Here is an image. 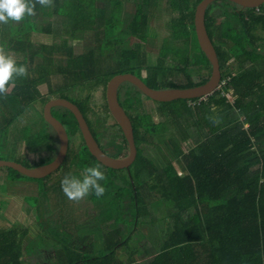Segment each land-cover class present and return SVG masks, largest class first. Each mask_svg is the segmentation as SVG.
<instances>
[{
  "label": "trees",
  "instance_id": "1",
  "mask_svg": "<svg viewBox=\"0 0 264 264\" xmlns=\"http://www.w3.org/2000/svg\"><path fill=\"white\" fill-rule=\"evenodd\" d=\"M199 1L54 0L52 7L37 4L35 11L48 9L42 26L44 32L68 33L73 37L86 30L93 32L89 41L93 45L80 54L65 48V41L51 46V51L44 45L32 44L25 37L29 30L23 31L20 40L10 39L12 22L0 24V41L9 40V48L23 56L20 62L29 71L26 78H16L7 95L0 96V107L7 110V114L4 112L7 126L0 128L17 126L10 136L21 142L27 152L38 155L35 163L26 166L46 163L56 153L57 137L42 116V107L55 95L52 93L55 88L66 91L88 88L86 94H76L73 99L63 92L57 96L79 107L104 151L122 157L127 154V142L106 103L102 107L110 119L104 117L101 122L116 130L106 134L104 144L88 116L95 90L101 86L104 94L107 80L123 72L136 74L153 88L189 87L205 82L211 64L199 48L193 26ZM212 3L216 4L213 11ZM212 3L205 11V26L210 39L214 36L217 39L218 46L213 45L221 73L219 88L202 98L176 99L177 105L161 102L162 114L170 117L155 120L153 113L147 115L143 111L139 96L142 92L136 86L128 82L123 91L119 87L118 100L131 120L137 149L133 163L128 168H119L128 174L124 183L128 197L106 201L105 206L110 209L99 221L102 224L99 240L97 235L87 236L80 243L76 240L79 234L65 231L68 227L62 231L72 242L64 248V259L55 257V264H264V36L254 35L257 28L264 31V9L262 5L257 9L241 8L229 0ZM127 4L132 5V10L127 9ZM158 9L170 15L167 27L171 34L161 46L165 52L151 64L143 45L148 38L149 20ZM64 27L71 30L62 32ZM174 35L180 38L174 40ZM255 39L262 41L261 49L253 44ZM60 50L62 56L51 55ZM143 69L147 70L146 75L141 74ZM193 73L199 74L200 79L194 80ZM180 74L185 82L176 80ZM51 77L59 78L62 84H52ZM45 81L50 89L43 95L38 85ZM229 94L232 101L228 100ZM55 107L51 111L69 137L61 166L72 162L79 168L71 173H80L91 158L116 171L88 151L72 112ZM40 118L44 124L38 122ZM31 119L37 122L31 124ZM169 123L177 130L169 135L170 150L175 155L163 158L159 166L146 152L149 150L145 144L159 138ZM76 135L81 141L74 146L71 138ZM180 141L187 147L183 148ZM2 142H10L9 137L0 139ZM0 170L10 179L13 176L31 179L10 167ZM167 200L171 208L161 216L158 206ZM39 216L36 214L37 219ZM145 225L155 228L156 236L150 245L155 250L150 252L151 256L144 250L145 257L140 260L137 258L140 243L133 237ZM26 233V228L0 229V264L27 263L22 246ZM40 240L41 249L45 238L40 235Z\"/></svg>",
  "mask_w": 264,
  "mask_h": 264
},
{
  "label": "rangeland",
  "instance_id": "2",
  "mask_svg": "<svg viewBox=\"0 0 264 264\" xmlns=\"http://www.w3.org/2000/svg\"><path fill=\"white\" fill-rule=\"evenodd\" d=\"M216 5L212 3L211 10L213 11ZM261 9H264V3L262 6H260ZM128 10H132L131 8H127ZM159 10V9H158ZM156 14H153L150 18L149 22V33L147 41L144 43L143 46H145V53L146 57L148 58L149 63L155 64L157 61L158 56H162L165 50H162L161 46L162 44L167 43L165 40V37L169 36L171 32L168 30L167 25L169 24V18L170 15L167 13H162L159 11H155ZM261 35L264 36V32L261 31ZM174 40L179 39L180 35H174L172 37ZM218 46V44H216ZM124 46V45H123ZM264 49V47L262 46ZM180 53H184L183 51H178ZM147 70H142V75H146ZM179 77L176 79L178 81L185 82L186 79L183 78V75H178ZM194 80L200 79V75L197 73H193ZM53 83H60L62 84L63 81H59V78H56L54 81L51 80ZM56 81V82H55ZM128 82H124L121 84V88L127 87ZM54 89V85H52ZM85 88L78 87V89H69L67 90H61L59 88H55L52 93H55V95H58L63 92V94L68 95L70 98L73 99L74 95H83L88 92V88L86 86H82ZM62 88V87H61ZM50 89L49 84L46 87H42V90L45 92H48ZM64 89V88H62ZM123 91V89H122ZM225 94L227 91H224ZM139 96L142 99V109L147 114L150 115L153 113V117L155 120H165L170 117L169 114L164 113L162 114L160 107L163 106L161 102L154 101L147 96L139 93ZM75 97V96H74ZM228 100L232 101L233 98L228 95ZM105 102V95L103 94L102 87L100 86L98 90H95L93 92V96L89 105L88 110V116L91 119L92 123H94L95 130L98 131L100 142L104 144L106 140V134L110 131L116 130V127H111L104 125V122H101L103 118L110 119L108 117V113L103 111L102 104ZM106 103V102H105ZM171 104L177 105L178 101L174 100L170 102ZM157 116V117H156ZM242 119V117H241ZM37 122L34 119H31V124ZM38 122L41 124H44L42 119H38ZM112 122V121H111ZM16 124V123H15ZM14 124V125H15ZM247 124H245L246 126ZM47 126V125H45ZM169 128L162 132L159 138H155L154 140L149 141L145 144V148L149 151H146L148 155L153 156V160L157 165H161L163 158L166 156L175 155L174 152H172L170 149H172V143L169 141V135L176 134V128L173 124H168ZM17 126L11 127V128H0V139H6L10 136V131L15 133ZM49 130L50 127H48ZM53 132V131H52ZM177 137V136H176ZM160 139V140H159ZM73 140V145L76 146L80 141L81 138L79 135H76L71 138ZM13 139L11 142H5L0 143V158L2 159H11L15 160L21 163H25L28 165H31L35 163V159L38 158V155L36 152H27L21 142L18 143V140ZM181 142V141H180ZM158 144L159 147L156 145ZM181 146L186 148L187 146L183 144V142L180 143ZM107 148V146H105ZM90 164L86 165L88 166H95L97 163L93 159H89ZM175 163V161L173 160ZM135 163L132 165L131 169L133 170L135 167ZM176 166V165H175ZM4 168V167H3ZM79 168V167H78ZM77 167L73 166L72 162L65 165V163L60 167V169L53 174H51L48 177L43 178H26V177H17L13 176V179L7 178L5 176L0 177V199H4V203H0V229H9V228H26L27 233L23 238L22 246L25 253H23V257H25L26 264H31V235L35 234L36 232H41V236H43L44 228L41 224L42 219H39L41 222H35L33 224V227L31 226V214H34L38 216L40 214L41 209L43 207V200L45 199V194L47 193L46 186L48 183H53L54 185V191L57 192L56 194H63L61 197L63 199V209L66 210V216H68L69 220H73L72 222L69 221L67 224V229L65 231H74L76 234H79V237L76 240H80V243L83 242L84 238H87V236H90L92 238H95L97 235V240L100 239L99 235L101 236V233H99L102 229V224H99V221L102 219V216L106 214L107 208L105 205L107 204L106 201L111 200L113 197L116 198H126L128 197L126 189L124 188L125 180L128 179V174L126 170L123 169H116V171L106 169L105 167L101 166L102 171L105 173V179L103 181H100L102 186L105 188V192L101 197H96L94 193H90L89 196L85 198L84 207L78 206V204H82L83 200L79 202L71 201L69 200L66 195L63 192H58V190H61V179L66 173H71L74 170H78ZM179 169V168H178ZM6 170V169H4ZM69 171V172H68ZM5 172V171H4ZM75 172V171H74ZM82 171L80 173L75 172L74 175L80 176ZM26 184L28 186L26 187ZM57 184V185H56ZM32 185V186H31ZM117 195V196H115ZM24 196V198H22ZM17 200H20L22 202V199H24V202L19 204V202H16ZM90 199L92 201L90 202ZM97 200L105 201L106 203H98ZM164 205L158 206V210L161 216L164 215L165 210H168L171 208L170 202L167 200V202H164ZM21 205V206H20ZM78 206L79 209L82 211L85 210L84 214L90 213L89 215H85L83 218L84 220L87 219V222H79L75 221V216L73 215L74 208ZM21 209V210H20ZM17 213V214H16ZM41 218H45V215L41 214ZM159 216V217H161ZM40 217V216H39ZM6 219V220H5ZM42 225V226H41ZM74 226V228H73ZM164 225L162 223L160 224V229H162ZM100 229V230H99ZM152 226L145 225L142 231L136 233V242L137 244L140 243L139 247V253L137 255V258L140 260H143L145 257L144 250H146L147 254H150V252H153L154 246L151 247V240L155 239V233ZM35 230V231H34ZM76 230V231H75ZM151 235V236H150ZM84 237V238H83ZM37 244H39L40 238L37 239ZM29 244V246L27 245ZM86 243V242H84ZM40 246H43L40 244ZM142 252L144 254H142ZM151 256V254H150ZM146 259V258H145ZM24 260V259H23ZM51 262L53 264L56 263L55 257H50ZM39 264H49L47 261L41 260L39 261Z\"/></svg>",
  "mask_w": 264,
  "mask_h": 264
},
{
  "label": "water",
  "instance_id": "3",
  "mask_svg": "<svg viewBox=\"0 0 264 264\" xmlns=\"http://www.w3.org/2000/svg\"><path fill=\"white\" fill-rule=\"evenodd\" d=\"M213 1L215 0H200L195 6L193 15V26L197 43L200 50L211 64L210 75L205 82L189 87L153 88L147 85L139 76L131 72L116 73L107 80L104 90L105 102L110 115L118 124L126 139L128 150L125 156L113 157L100 147L81 110L74 102L63 97H52L44 103L42 107V116L54 130L57 137L58 147L54 157L46 163L32 167L26 166L15 160L0 158V168L10 167L27 177L43 178L55 172L61 166L67 154L69 137L62 122L55 117L51 111V108L54 106H62L72 112L85 146L97 161L113 169L128 168L136 158L137 149L131 120L119 103L117 96L118 89L122 83L129 82L133 84L143 95L158 102L173 101L176 99L202 98L219 88L221 73L218 57L205 26V11ZM229 1L241 6V8H257L264 3V0Z\"/></svg>",
  "mask_w": 264,
  "mask_h": 264
},
{
  "label": "crops",
  "instance_id": "4",
  "mask_svg": "<svg viewBox=\"0 0 264 264\" xmlns=\"http://www.w3.org/2000/svg\"><path fill=\"white\" fill-rule=\"evenodd\" d=\"M129 4H127L128 6ZM132 5H129L131 8ZM48 11V9H45L43 11H35L34 16H29L25 17V19L19 23H11L10 30H9V38L14 39V40H20L22 38V34L24 30H29V33L27 36H25L32 44H39V45H44L46 46V50L51 51L50 48L51 46H59L61 45L62 41H65L66 45L64 46L65 48L67 47L68 49H71L73 53L75 54H80L87 50L89 46L93 45V43L89 42L93 35V32L91 30H86L85 33L80 34V36L73 37L71 34L64 33L61 35H55L54 33H49V32H44L42 30V26L45 22L46 15L45 13ZM127 11V10H126ZM156 11V10H155ZM155 11L153 14H156ZM159 12L162 11L164 14V11L162 9L157 10ZM152 14V15H153ZM47 21H50V19H47ZM150 22V20H149ZM150 28V27H149ZM71 30L69 27H64L62 32H67ZM0 44L5 45L8 50H10L12 53L16 54L19 58V60L23 59V56L14 50L9 48V40L7 39H2L0 41ZM62 47V46H61ZM66 52V50H62ZM98 52V51H97ZM60 51H54V53L51 55L54 56H62ZM52 80V77L50 78ZM55 78H53V81ZM44 85L47 87L48 86V81L42 82L41 84L38 85V89L41 94L46 95L48 92H44L42 90V87ZM11 88V86H10ZM10 90V89H9ZM53 97H58L57 95H54ZM52 98V97H51ZM4 112L7 114V110L1 105L0 107V127L7 126V124L4 122ZM210 122V121H209ZM13 137L9 136V141H13ZM24 146V145H23ZM25 148V146H24ZM38 159V158H37ZM35 159L34 161H36ZM177 166V164L175 163ZM178 168V166H177ZM180 171V169H179ZM6 172L4 170H0V177L5 176ZM54 185L53 183H48L46 186V194H45V199L43 200V207L40 212V217L39 219H42V222L36 218L34 214H31V226L33 227V224L35 222H38L43 225H41L44 228L43 231V237L45 238V242L43 243V246L41 249L38 247L37 244V239L40 238L41 232H36L35 234L31 235V264H39V261L41 260L47 261L49 264H53L51 262L50 257H56V258H65V252L64 248L69 245V242H72V239H68L65 236H63V232L67 228V224L69 221H73L72 219L69 220L68 216H66V210L63 209V199L61 198L63 194H56L57 192L54 191ZM57 185V184H56ZM28 184H26V187ZM32 186V185H31ZM261 188L263 187V183H261ZM58 192H63L62 188L61 190H58ZM0 195H4L3 193ZM24 198V196H22ZM2 200V203H4V199ZM85 200V199H84ZM82 204H78V206H83L84 207V201ZM92 200L90 199V202ZM16 202H19V204L22 205L24 202V199H22V202L20 200L16 199ZM20 205V206H21ZM76 206L73 211V215L75 216V221L83 222L86 221L83 218H85V215H89L90 213L84 214L85 210L79 209V207ZM21 210V209H20ZM17 214V213H16ZM42 215H45V218H41ZM6 220V219H5ZM142 227V226H141ZM140 229V228H139ZM140 232L137 231L136 233ZM134 240L136 239V235H134ZM75 241V239H74ZM73 243H71L72 245ZM29 246V244L27 243ZM76 245V244H73ZM70 246V245H69ZM55 258V259H56Z\"/></svg>",
  "mask_w": 264,
  "mask_h": 264
},
{
  "label": "clouds",
  "instance_id": "5",
  "mask_svg": "<svg viewBox=\"0 0 264 264\" xmlns=\"http://www.w3.org/2000/svg\"><path fill=\"white\" fill-rule=\"evenodd\" d=\"M37 4L42 7H52L54 0H0V24L19 23L25 17L34 16ZM28 75V66L20 62L18 56L8 50L5 45L0 44V96L8 94L16 78H26ZM104 179L105 173L101 166L96 164L84 168L80 176L72 173L65 174L60 183L66 197L71 201L79 202L90 193L101 197L105 188L100 181Z\"/></svg>",
  "mask_w": 264,
  "mask_h": 264
},
{
  "label": "flooded vegetation",
  "instance_id": "6",
  "mask_svg": "<svg viewBox=\"0 0 264 264\" xmlns=\"http://www.w3.org/2000/svg\"><path fill=\"white\" fill-rule=\"evenodd\" d=\"M257 8H258V7H257ZM257 8H256V9H257ZM261 31L264 32V31L261 30L260 28L255 29V30H254V35L262 36V35H261ZM211 40H212V42H213L214 45L217 44V41H216L217 39H216L215 36H214ZM253 44H255L258 48L261 49L262 41H261L260 39H255V40L253 41Z\"/></svg>",
  "mask_w": 264,
  "mask_h": 264
},
{
  "label": "bare ground",
  "instance_id": "7",
  "mask_svg": "<svg viewBox=\"0 0 264 264\" xmlns=\"http://www.w3.org/2000/svg\"><path fill=\"white\" fill-rule=\"evenodd\" d=\"M63 98H64V97H63ZM154 101H155V100H154ZM56 107H57V106H56ZM56 107H55V108H56ZM59 107H60V106H59ZM63 108H64V107H63ZM69 111H70V110H69ZM127 115H128V114H127ZM113 120H114V119H113ZM46 124L49 125L48 123H46ZM49 126H50V125H49ZM52 131H53V130H52ZM56 151H57V150H56ZM37 165H38V164H37ZM5 168H6V167H5Z\"/></svg>",
  "mask_w": 264,
  "mask_h": 264
}]
</instances>
